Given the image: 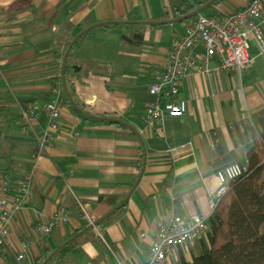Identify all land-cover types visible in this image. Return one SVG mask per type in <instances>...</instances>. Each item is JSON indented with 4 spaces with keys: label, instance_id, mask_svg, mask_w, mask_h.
<instances>
[{
    "label": "crops",
    "instance_id": "crops-1",
    "mask_svg": "<svg viewBox=\"0 0 264 264\" xmlns=\"http://www.w3.org/2000/svg\"><path fill=\"white\" fill-rule=\"evenodd\" d=\"M211 1L0 0V189L8 178L9 204L22 201L0 264H18L21 242L28 244L22 264L43 258L42 264H143L151 238L171 217L188 221L202 210L212 226L209 194L219 188L212 165L229 155L246 163L252 147L246 128L264 110V61L256 43L248 42L254 63L245 74L221 72L219 60L211 59L210 75L191 73L180 84L184 116L165 118L160 130L142 126L144 110L155 102L148 73L163 69L169 48L196 17L168 22L193 10L219 19L251 0ZM136 22L143 27L140 47L122 40ZM105 23L111 25L76 41L68 55L75 75L62 82L56 61L66 37ZM57 79L59 132L39 148ZM82 100L98 105L100 114H87ZM29 170L32 188L24 198L18 184ZM58 208L67 221L39 238L36 226ZM88 222L98 225L89 229ZM200 251L201 242H193L168 264L190 263Z\"/></svg>",
    "mask_w": 264,
    "mask_h": 264
},
{
    "label": "built area",
    "instance_id": "built-area-1",
    "mask_svg": "<svg viewBox=\"0 0 264 264\" xmlns=\"http://www.w3.org/2000/svg\"><path fill=\"white\" fill-rule=\"evenodd\" d=\"M263 24L264 0H251L238 12L227 14L219 19L197 16L184 29L183 36L169 48L168 60L163 69L148 73L151 81L147 85V93L155 99V102L144 110L142 126L149 130H160L165 118L184 116L187 107L185 102L178 100L180 84L191 73L210 75L208 63L211 59L219 60V71L241 76L254 63L248 54V42L253 41L259 48L258 56L264 61ZM56 63L61 69L62 58H59ZM60 95V82H54L50 86L49 100L45 106L48 128L38 141L39 148L49 146L59 132ZM100 112L98 105L90 103L86 106L87 114L99 115ZM244 172H246V163L235 164L215 173L219 188L215 193L209 194L208 209L211 216L226 185L241 177ZM32 178L33 170H29L18 184L24 198L28 196L32 188ZM8 190L9 180L4 179L0 189V259L4 256L9 238L10 221L22 205L21 200H14L12 204H9L6 197ZM67 218V213L62 208H58L49 222L36 226L37 236L48 237L60 223L66 222ZM206 219L207 216L199 210L188 221L171 217L161 223L150 240L143 264H168L169 259L174 257L179 249L205 238L208 232ZM141 238L147 239L143 235ZM19 250L16 261L22 264L28 252V244L21 242Z\"/></svg>",
    "mask_w": 264,
    "mask_h": 264
},
{
    "label": "trees",
    "instance_id": "trees-1",
    "mask_svg": "<svg viewBox=\"0 0 264 264\" xmlns=\"http://www.w3.org/2000/svg\"><path fill=\"white\" fill-rule=\"evenodd\" d=\"M130 26L131 33L124 35L122 40L134 47L144 45L142 24L130 23L126 29ZM77 36L66 37L65 52ZM64 65L65 76L75 75L69 56ZM54 82L61 81L57 79ZM69 98L71 102L74 99L71 92ZM246 132L252 141L246 155V172L230 181L217 200L211 218L212 226L208 227L206 237L198 240L201 242L199 255L190 263L180 259L177 264H264V110L252 116L251 126L246 128ZM213 138L217 141L215 134ZM235 164H239L237 158L229 155L215 161L212 168L217 173ZM44 260H39L37 264H42Z\"/></svg>",
    "mask_w": 264,
    "mask_h": 264
},
{
    "label": "water",
    "instance_id": "water-1",
    "mask_svg": "<svg viewBox=\"0 0 264 264\" xmlns=\"http://www.w3.org/2000/svg\"><path fill=\"white\" fill-rule=\"evenodd\" d=\"M215 1H216V0H212L208 5H211V4L214 3ZM200 13H201L200 10H193L192 13H190V14H188V15L182 17V18H179V19L176 20L175 22H168V24L186 22V21H188V20H190V19H192V18H194V17L199 16ZM116 24L121 25V23H116ZM108 25H111V24H106V23H105V24H99V25L93 26V27H91V28H88V29L82 31L81 33H79V35H78L76 38H74V39L72 40V42L69 44V46H68V48H67V50H66V52H65V54H64V57H63V59H62L61 77H60V79H61L62 82L64 81V71H65V65H64V62H65L67 56L69 55L70 51L72 50V48H73L74 44L76 43V41H77L80 37L84 36L86 33L90 32V31H92V30H94V29H96V28H98V27H107ZM144 25H147V26H153V25H165V24H161V23H160V24H156V23H155V24H153V23H147V24H144ZM69 103H70V105L72 106V108L76 110V107L74 106V104H73L70 100H69ZM82 103H83V105H85V106L90 105L89 102H88L87 100H82ZM97 225H98V223H92V224H90L89 229L96 228ZM43 264H44V263H43Z\"/></svg>",
    "mask_w": 264,
    "mask_h": 264
}]
</instances>
